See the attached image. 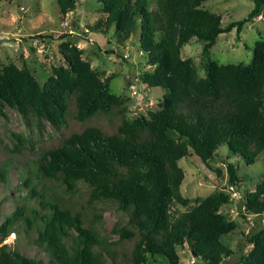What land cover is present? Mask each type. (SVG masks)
Returning a JSON list of instances; mask_svg holds the SVG:
<instances>
[{
  "label": "trees",
  "instance_id": "trees-1",
  "mask_svg": "<svg viewBox=\"0 0 264 264\" xmlns=\"http://www.w3.org/2000/svg\"><path fill=\"white\" fill-rule=\"evenodd\" d=\"M56 1L65 15L80 0ZM95 1L103 18L91 30L106 34L113 28L115 42L122 44L138 25L139 46L151 67L141 74V83L166 92L156 109L128 117V97L111 90L113 74L102 78L83 58V49L69 40L59 45L64 64L52 66L42 84L26 63L3 64L0 57V118L8 107L27 124L43 119L61 130L21 179L19 187L26 194L0 223V264H42L4 242L20 225L35 231L33 241L44 249L49 264H179L177 246L183 245L195 259L221 264L234 252L223 241L236 226L221 211L230 197L223 191L183 196L184 171L178 160L191 150L207 162L225 144L246 164L258 154L264 163V32L254 41L248 63H220L209 55L219 34L232 29L240 33L260 16L264 0H253L246 17L225 25L219 13L203 7L207 0ZM192 38L203 43V76L190 57L181 56L182 46ZM96 117L106 118L111 129L94 123L80 128ZM70 121L78 129L69 127ZM12 135L17 142L10 151L19 152L25 139ZM8 165L0 158V184L8 183ZM226 171L228 186H237L231 162ZM77 194L86 196L87 205H114L118 219L111 233L117 239L100 234V213L92 210L88 216L84 205L76 209L65 200ZM242 206L256 216L264 212V173L246 191ZM123 241L133 242L129 251H119ZM233 264H264V225L245 235Z\"/></svg>",
  "mask_w": 264,
  "mask_h": 264
},
{
  "label": "rangeland",
  "instance_id": "rangeland-1",
  "mask_svg": "<svg viewBox=\"0 0 264 264\" xmlns=\"http://www.w3.org/2000/svg\"><path fill=\"white\" fill-rule=\"evenodd\" d=\"M154 6L155 3L150 1L149 7ZM203 7L219 13L221 24L225 25L232 20L246 17L253 7V0H207ZM100 8L101 5L95 0H80L72 11L62 15L56 0H0L2 63L14 62L18 66L26 63L42 84L51 73L52 66L64 64L59 45L69 40L83 49V58L90 62L102 78L113 74L114 78L110 82L111 90L128 97V117L145 113L147 109H156L157 102L166 89L141 86L143 85L141 74L151 67L146 63V55L139 46V26L137 25L129 39L119 44L113 37V28L106 34L91 30L94 23L103 18ZM263 32L264 8L262 14L247 22L240 33L232 29L219 34L209 49V55L220 63L239 61L248 63L252 57L251 48L254 41ZM202 44L201 41L192 38L181 49V56L192 59L199 76H203L206 62ZM70 123L69 127H74L73 122L70 121ZM93 123L107 130L111 129L110 123L104 117L87 120L81 124L80 128ZM73 129H78V126ZM12 132L22 134L25 139L19 145V152L10 151L14 149L17 142ZM60 134L61 130L53 128L43 119L40 120V124L34 120L27 124L15 109L6 108V117L0 118V158L7 160L9 165L8 183L0 184V223L5 216L12 213L17 201L26 194L19 184L23 176L32 170L33 161H36L35 159L44 149L53 146ZM227 162L235 166L239 177L238 185L232 188L228 186ZM178 165L184 171V178L180 185L183 196L193 199L197 196H206L213 191H223L229 195L230 201L222 205L221 211L233 219L236 226L223 237V241L227 242L234 252L221 264H233L239 255V248L244 243L245 235L254 228L264 225V212L256 216L245 212L242 206L246 191L253 190L263 176L262 155L258 154L252 164H246L242 158L232 154L227 146L222 144L217 150V155L207 162H202L189 150L188 155L178 160ZM217 169L220 171L219 174L215 171ZM49 185L57 195L60 194V189L51 182ZM80 188L84 189L82 186ZM233 191L237 193L236 197L232 196ZM44 194L47 195V193ZM85 198V195L77 194L65 197V200L73 204L76 209L84 205L88 216L92 214V210L100 213L102 221L100 234L107 236L110 240L117 239V235L111 233V228L118 219L114 205L99 202L91 206L86 204ZM47 202H51L49 198ZM35 206L40 208L37 204ZM184 209L181 207L180 211ZM241 211L245 216L241 214ZM16 228V233H11L4 242L26 256L40 259L42 264H49L48 255L44 249L33 241L35 231L26 230L23 225ZM132 243V241L121 242L118 245L119 251H129ZM177 253L179 264H205L191 256L187 245L177 246Z\"/></svg>",
  "mask_w": 264,
  "mask_h": 264
},
{
  "label": "built area",
  "instance_id": "built-area-1",
  "mask_svg": "<svg viewBox=\"0 0 264 264\" xmlns=\"http://www.w3.org/2000/svg\"><path fill=\"white\" fill-rule=\"evenodd\" d=\"M143 88H145L143 85H141ZM133 93H135L134 91H133ZM236 195H237V193H235V191H233V193H232V196L233 197H236Z\"/></svg>",
  "mask_w": 264,
  "mask_h": 264
}]
</instances>
